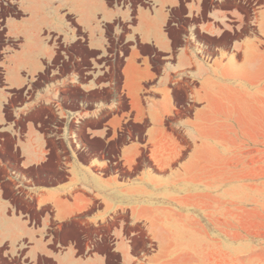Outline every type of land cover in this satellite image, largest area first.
Masks as SVG:
<instances>
[{
  "label": "crops",
  "instance_id": "1",
  "mask_svg": "<svg viewBox=\"0 0 264 264\" xmlns=\"http://www.w3.org/2000/svg\"><path fill=\"white\" fill-rule=\"evenodd\" d=\"M0 30V147L18 157L0 163V264H245L264 0H0ZM70 54L85 72L56 76Z\"/></svg>",
  "mask_w": 264,
  "mask_h": 264
},
{
  "label": "rangeland",
  "instance_id": "2",
  "mask_svg": "<svg viewBox=\"0 0 264 264\" xmlns=\"http://www.w3.org/2000/svg\"><path fill=\"white\" fill-rule=\"evenodd\" d=\"M2 30H0V36H2ZM221 39V38H220ZM220 39L218 37H207L204 35H200V40L203 43V45L207 46L208 48L214 47L216 44L220 42ZM119 44V42H118ZM115 46L116 48V54H117V60L118 63H120V60L123 58L124 53L127 52V46L124 44L122 46ZM79 48V47H78ZM76 53H80V51H76ZM63 61H61V65L59 68H56L58 73L56 76H61L63 74H66L68 72H78L80 74H83L86 70L85 66L90 63L88 60V55L82 54V59H78L77 56L70 54V57H64ZM155 64L162 63V59L160 56H157L153 59ZM116 62V61H114ZM52 67H49L47 70V73L50 72ZM45 79H51L50 77H45ZM65 94L68 96H76L75 100L66 101L65 106L74 108L75 105L78 103V100H81L80 98H77V95H80V93H77L74 89H71L69 91H65ZM190 108H187V112H189ZM48 127L49 129H52V122L51 120H48ZM127 131H129L127 129ZM81 142L83 141L82 145L92 143L88 138H85L83 134H81ZM80 137H78L80 139ZM129 134L125 138H128ZM139 138H142L141 130L138 134ZM260 137H253L252 141V154L253 156L260 157L262 156V152H260L259 147L260 145L263 146L262 143L258 141ZM93 144V143H92ZM91 146L95 148L96 151H100L99 154L102 156L103 154L107 156V158L114 159L113 153L110 152L107 148L104 150L100 148L99 145L94 146V144ZM86 152L94 153V149L92 150H86ZM1 159H3L7 163V167H5L4 170L8 172V170H14L17 168L18 163V157L17 154H9L5 151L4 148L0 147V163ZM113 163V162H110ZM116 168V165L111 164L110 167L107 168V170H114ZM130 173H124L125 176H128ZM251 175V192H252V198L250 202L246 205L248 208L252 210V231L251 233H246L245 241H246V261L245 264H264V163H251L249 169H247L246 175ZM25 207L28 208L29 204L25 203ZM260 215V216H259ZM35 219L39 217L38 213L33 216ZM99 234L98 232L90 231L86 238H94ZM236 236L238 233H235ZM238 239V238H236ZM243 240V238H242ZM247 242L250 243V251H247ZM236 247L235 251L236 254H239L240 250H243V247L240 248L239 245V239L235 241ZM93 249H103L102 247H98L95 245ZM250 253V254H249Z\"/></svg>",
  "mask_w": 264,
  "mask_h": 264
}]
</instances>
